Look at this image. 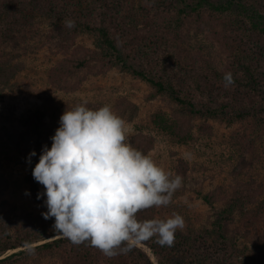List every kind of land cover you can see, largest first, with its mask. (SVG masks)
Here are the masks:
<instances>
[{
    "label": "rangeland",
    "instance_id": "obj_1",
    "mask_svg": "<svg viewBox=\"0 0 264 264\" xmlns=\"http://www.w3.org/2000/svg\"><path fill=\"white\" fill-rule=\"evenodd\" d=\"M121 3L124 14L132 22L141 25L153 18L163 32L159 37L176 57L185 65L214 76L219 83H225L224 74L238 66L226 49L224 38L245 55L249 52L259 55L264 48L246 36L236 24L239 16L231 12L204 7L198 13L179 16L177 0L164 3L121 0ZM67 20L49 14L37 15L32 25L21 27L23 34L14 40L0 37V202L7 218L12 223L20 220L25 223L38 220L47 211L44 203L35 198L29 177L33 160L35 164L38 162L45 144L51 146L50 137L59 127L62 113L85 100L92 108L111 104L127 122V142L135 147L133 141L137 136H151L147 153L166 170L183 177V185L174 193L172 203L153 206L149 217L183 215L185 227L176 234L181 239L180 249L189 255L188 264H213L217 259L229 264H261L259 261L264 260V106L244 117L235 116L231 108L211 112L203 107L192 112L167 94L153 95L155 88L148 81L118 65H110L103 58L79 69L69 78L74 84H55L50 70L61 59L83 57L98 48L90 31L76 21L73 27H68ZM38 110L44 112L46 125L34 131L25 120ZM162 112L174 123L180 122L189 129L186 139L156 123L157 115ZM33 149L37 155L29 164L27 157ZM39 186L42 191L43 185L39 183ZM26 189L30 195H25ZM206 194H210L212 202L206 200ZM255 211H260L263 218L257 228L248 231L245 218L247 213ZM221 220L227 235L235 242L220 241L217 223ZM141 242L150 246L146 241ZM59 257L58 252L32 250L7 264H29L30 260L36 264L35 259L40 258L52 263Z\"/></svg>",
    "mask_w": 264,
    "mask_h": 264
},
{
    "label": "trees",
    "instance_id": "obj_2",
    "mask_svg": "<svg viewBox=\"0 0 264 264\" xmlns=\"http://www.w3.org/2000/svg\"><path fill=\"white\" fill-rule=\"evenodd\" d=\"M89 1L86 5L83 0H0V37L14 40L23 34L24 29L21 27L32 25L37 15L49 14L57 19L69 18L95 36L98 48L83 57L70 56L61 59L50 70L51 80L55 84L58 82L74 84L69 78L79 69L87 66L94 59L103 58L110 65H118L125 71L148 81L155 88L153 95L167 94L192 112L201 111L203 107L211 112L215 110L221 112L225 108H231L235 116L244 117L251 111L258 112L260 107L264 106V48L259 55L257 52L254 56L251 52L245 55L239 53L232 41L224 38L226 49L238 63L236 69L231 72L234 83L225 86V83H219L214 76L198 68L189 67L176 57L168 44L159 37L163 32L153 18L145 20L140 25L127 19L128 15L123 12L121 0ZM158 1L164 3L166 0ZM177 1L179 16L198 13L204 7L239 16H236L239 18L236 24L249 39L264 47V0ZM157 116L155 121L160 127L181 139H186L189 129L184 124L174 123L165 112ZM44 119V112L38 110L29 114L25 121L31 130L39 131L46 125ZM137 138L134 139L133 144L147 153V143L152 142V137L141 134ZM34 166L35 160L32 168ZM181 166L184 171L185 163L182 162ZM29 178L37 199V194L40 192L39 182L34 179L32 173ZM204 197L212 202L210 194ZM37 200L43 203V199ZM152 209L153 207L140 210L137 215L140 219H149ZM5 214L0 202V255L9 249L59 233L53 228L54 217L45 219L42 216L38 220L25 223L20 220L12 223V219L7 218ZM260 218H263L260 211L247 213L246 220L244 219L246 230L257 228ZM217 227L221 242L236 241L227 235L224 221L218 222ZM180 240V236L175 233L172 246H161L155 237L146 242L152 246L160 264H188L189 255L187 256L186 250L180 249L178 245ZM32 250L60 254L58 260L52 263L40 258L35 259L36 264H154L147 253L135 244L127 252L108 257L90 242L77 245L66 237H59L36 247L12 253L0 259V264L11 263L16 257L32 253ZM59 260L60 262L57 263ZM259 262L264 264V260ZM32 263L33 261L30 260L29 264ZM213 264L229 263L217 259Z\"/></svg>",
    "mask_w": 264,
    "mask_h": 264
},
{
    "label": "clouds",
    "instance_id": "obj_3",
    "mask_svg": "<svg viewBox=\"0 0 264 264\" xmlns=\"http://www.w3.org/2000/svg\"><path fill=\"white\" fill-rule=\"evenodd\" d=\"M66 24L73 27L75 21ZM224 80L225 86L233 84V74L225 73ZM127 134L126 120L111 104L92 108L85 100L62 113L51 146H43L32 168L43 185L37 194L47 208L43 217H54L53 228L73 244L90 242L108 257L153 237L172 246L186 223L180 213L138 217L140 210L172 203L183 177L127 142ZM36 155L35 149L28 154L29 164Z\"/></svg>",
    "mask_w": 264,
    "mask_h": 264
},
{
    "label": "water",
    "instance_id": "obj_4",
    "mask_svg": "<svg viewBox=\"0 0 264 264\" xmlns=\"http://www.w3.org/2000/svg\"><path fill=\"white\" fill-rule=\"evenodd\" d=\"M59 237H64V236L62 234H60V233H57V234L52 235L50 237H47V238H44V239H41V240H38V241H34V242H31V243L26 244V245H22V246H18V247L9 249V250H7L6 252H4V253H2L0 255V259L5 258L8 255H10L12 253H15L17 251L24 250L26 248H30V247H33V246H37V245L43 244V243H45L47 241H51V240L59 238ZM135 244H137L138 246L143 247L144 250H146L149 253V255L151 256V259H152L154 264H160L159 260L157 259L156 255H155V252L152 250V248L150 246H148L147 244H145L144 242H141V241L137 242Z\"/></svg>",
    "mask_w": 264,
    "mask_h": 264
}]
</instances>
